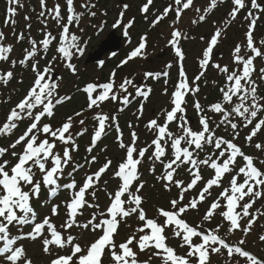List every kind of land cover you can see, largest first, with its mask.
<instances>
[{
  "label": "snow or ice",
  "instance_id": "obj_1",
  "mask_svg": "<svg viewBox=\"0 0 264 264\" xmlns=\"http://www.w3.org/2000/svg\"><path fill=\"white\" fill-rule=\"evenodd\" d=\"M226 2L229 7L220 20L213 22L214 30L198 58V73L190 81L181 43L190 36L179 27L182 15L192 10L195 18L191 24L197 25L206 22L207 17ZM6 5L5 25L11 24L14 29L13 18L23 5L20 0H6ZM39 5L37 21L42 38L31 35V23L26 25L27 35L23 31L12 32L16 43L26 42L20 57L13 58L14 44L5 43V33L0 31V62L9 64L7 70H0V86L7 87L13 80L22 86L23 73H30L27 87L15 101L11 96L0 100L11 105L0 118V137L12 138L6 147H0V158L6 154L12 157L11 160L0 159V264H36L37 257L30 255L21 242L38 240V258L44 264H105V260L107 264H153L154 260L158 264H212L213 255L224 258L225 264H240L241 260L243 264H264V257L246 249L247 238L254 230L259 232V244H264V225L256 227L264 219V95L259 91L264 84V66L257 71L255 65L257 58L264 60V37L258 42L255 37L257 22L264 16V4L258 0H209L206 6L196 7L193 0H169L149 21L153 0H146L139 6V12L150 27H156L174 13L167 45L179 70L171 90L167 70H145L143 82L126 76L119 84L116 72L112 71L105 82H86L77 89L84 94L85 105L66 115L58 126L44 120H52L55 109L70 102L72 97L60 95L63 77L58 74L57 65L79 76V68L73 60L85 56L92 36L82 39L72 29L83 33L82 18L85 15L96 17L97 12L92 9L97 6L92 0L80 5L83 11L76 10L74 0H64L63 6L56 0L52 7L47 6V0H39ZM117 7L119 11L111 28L121 30L125 42L131 43L129 29L134 26L135 17L125 23L130 5L122 3ZM242 11L245 13L244 23L240 25L244 28L243 40L236 43L230 53L232 67L221 65L213 60L214 49ZM30 19L25 16L26 21ZM105 24L106 21L92 26L97 38ZM200 39L205 40V37ZM147 40L146 34L141 35L138 46L116 67L121 68L136 58L147 59ZM53 45L54 54L49 59ZM242 49L246 50V55L242 54ZM117 54L111 51L110 58ZM104 66V60L97 61V68L102 70ZM164 67L171 69L173 63H166ZM209 67L223 77V83L213 80L219 98L205 106L195 97L201 91L199 82ZM17 68L21 69L19 77ZM162 77L161 94L168 98V106L144 123L143 128L151 139L141 146L136 131L138 125L128 122L129 139L125 142L118 114L138 101L134 115L140 121L145 102L153 92L147 81L158 82ZM130 88L133 91H129ZM189 96L193 97L192 107L197 116L195 126L187 116ZM108 104L119 105L115 114L104 110ZM89 119L93 122L92 133L85 148L87 155L80 163L73 153L79 151L78 139L88 133ZM24 121L28 123L22 133L16 135ZM113 128L119 155L114 161L104 146L100 149L104 161L93 170L91 166L98 164V156L92 153ZM220 129L228 133V137L218 135ZM241 131H246L244 145L235 142ZM245 145L253 147L256 155L243 151ZM145 159L151 165L152 174L156 173L157 165L161 167V173L154 175V179L164 192L177 190L168 200V207L155 206L153 217H149L143 207L146 198L142 190L148 182L140 169ZM70 166L71 171L66 173ZM81 170L84 176L78 183L75 174ZM204 170L211 173L207 179ZM181 172L186 178H178ZM109 173L101 189L102 177ZM65 175L68 182L61 183ZM42 187L48 190L50 197L60 191L68 194L62 202L63 216L60 203L51 205L50 215L38 216L32 202L39 199ZM214 189L219 191L214 193ZM101 190L106 197L103 206L97 202V193ZM193 191L196 194L186 198V194ZM201 205L207 207L194 226L184 216L189 212L199 213ZM86 209H91L87 216ZM133 216L137 220L134 228L128 224ZM81 217L84 218L81 220ZM216 217L220 218L219 222L204 227ZM122 225L132 231L117 243L115 237ZM25 228L29 230L24 231ZM77 229L79 231H74ZM237 232L242 235L231 241ZM170 238L178 240V247L185 251L178 253L168 243ZM145 254L147 258L141 259Z\"/></svg>",
  "mask_w": 264,
  "mask_h": 264
},
{
  "label": "rangeland",
  "instance_id": "obj_2",
  "mask_svg": "<svg viewBox=\"0 0 264 264\" xmlns=\"http://www.w3.org/2000/svg\"><path fill=\"white\" fill-rule=\"evenodd\" d=\"M6 1V0H5ZM27 1V0H25ZM38 0H32L33 3H35V13L36 15L33 17V19L35 20V22L37 20V14L40 11V6H37V2ZM56 2V0H47V6L48 7H52L53 4ZM85 0H74V4H75V8H81L80 5L82 3H84ZM144 2H146V0H108V4H107V15L105 16L102 13H99L98 18L95 21H92V26L93 25H99L101 23L100 19H108L107 20V24L105 25L104 31L101 33L100 37L97 38L94 33L92 31L89 30L90 35L89 36H94V38L91 39L87 51L85 53V56L81 59H76L74 61V63L77 64L78 68H79V76H73L70 74V77L67 76L65 77V81L69 82L70 86H68V88L66 90H75L74 88L76 87L78 89L77 85H81V84H85L86 82H91V81H101L103 82V80L105 79V77H107L109 75V71H98L96 70V68L93 66V63H88V64H84V60H90L95 53L99 50V48H101V46L103 45L104 42H106V37L108 36L109 32L111 31V25L114 22V19L117 16V13L119 11V8L117 7V5H121L122 3H128L130 5L129 10L126 12L125 17H124V22L126 23L129 19H131L132 17H138L140 12H139V6L142 5ZM169 2V0H165V2L161 5H158L155 7V11H157L158 9H162L164 6L167 5V3ZM209 2V0H194L193 3L196 7H201V6H205L207 5V3ZM258 2L264 4V0H258ZM25 3V2H24ZM61 5H64V0H60ZM229 7V4L226 2L220 6L217 7L218 12H214L212 14H210L207 19L206 22H202L199 23V25H193L191 24V20L195 18V13L192 10H187L184 14L186 16V20L183 22V24L180 26L182 30L186 31L187 27H190L191 30V34L190 39L188 40H183L182 42L186 43V45L184 47L185 48V61H184V66H185V70L187 73V76L189 78V80L191 81L194 76L198 73V58L201 55V51L202 49L206 46V40L208 38H210V35L213 32V22L214 21H218L220 20L225 12L227 11ZM153 10V9H151ZM24 13H20V18L17 16H15L13 19L16 21L21 20L20 26L23 27V25L25 24V22L27 23V21L25 20V16L28 15L29 13L26 12L25 9H23ZM26 12V13H25ZM26 14V15H25ZM245 13H240L239 14V19L238 21L233 24L226 33V36L221 38V42L219 43V45L217 46L216 49H214V55L213 58L215 59L216 57V52L218 55H221L220 59L219 57L217 58L218 61H220L222 64L229 62V55L232 51V48L235 46L236 43H239L243 40V31L244 28L240 27L241 24L244 23L243 21V16ZM107 17V18H105ZM182 17V18H183ZM263 20V16L261 17V19L258 21V23H260ZM11 24H8L7 26L4 25L2 26L3 32L5 33L7 30L11 29ZM87 24H85L84 26H81L82 28H84V30L87 28L86 27ZM38 28V26H36ZM194 27V28H192ZM147 29V25H143L140 27L139 31L136 33L141 34L143 33L145 30ZM264 29V28H261ZM94 30V28H93ZM20 31H23L22 29H20ZM131 36V34H129ZM88 36V37H89ZM115 38L116 36H121V30H116L115 34H114ZM255 36H256V31H255ZM264 35L262 34V37ZM9 37L11 40H6L5 43H12L14 44V46L17 45V43L15 42V38L12 34H9ZM122 37V36H121ZM158 35L155 34L153 35V38L148 42V49H153L155 47L154 43H157L159 41V39H157ZM201 37H205V40H201ZM168 38V36L166 37ZM124 40V39H123ZM158 40V41H157ZM165 41V39H164ZM164 41H162V43H164ZM228 43H225V42ZM125 42V40H124ZM136 40L131 41V44L129 47H133V45L135 44ZM159 43V42H158ZM129 49V48H127ZM156 51L152 54V55H148L147 59H140L139 61L134 62V64H132V69L130 70V72L132 73H136V78L140 76V73H142L143 71H145V69L147 67L150 68V65H152V63L159 61L160 66H164L163 64L165 63V60H169L170 54L169 53H163L162 50L164 49L163 47L160 48V46H157V48H155ZM218 50V51H217ZM107 52H103L100 57L106 59L107 58ZM157 54V55H156ZM49 59L51 58V55L48 56ZM41 66H43L42 61H41ZM173 69V67L170 69V71ZM64 70V69H63ZM62 72V71H61ZM210 73V75H209ZM212 74V76H211ZM176 75V74H175ZM173 76L172 79L169 78V89L171 90V86L176 82L177 77H178V73L176 76ZM216 72L214 71H210L208 69L206 76L203 77L201 79V81L199 82L201 85H203L201 88L204 91H207L208 86L210 85V83H212L211 81L214 80V76H216ZM118 80V79H117ZM203 81V83H202ZM205 81H207V83H205ZM174 82V83H172ZM119 83V82H117ZM62 84V83H61ZM164 87V82L162 83L161 86H157L153 89V94L151 96V98L147 101L148 106L145 108L146 110H144V114H143V119L140 120L139 122L136 120V117L134 115V113L136 112V107H132L130 106V108H128L124 113H122L124 121L126 122V120H128V122H132L134 125H139L136 127L137 130L143 132L144 135H140V141H142L140 144L141 146L143 145V143L146 140H150L151 136L144 130L143 125L146 121H148L149 119L153 118L155 115H157L160 111L161 108L163 107H167L168 106V98L164 95H162V88ZM65 93V92H64ZM198 99H201V94L199 93L197 95ZM76 102H75V107L73 106H65L64 109L62 110L63 115L66 117V115L72 114L74 111L76 110H80V108L82 106L85 105V101L83 100V98H81L79 96L78 93L74 94V98H73ZM119 107V105H118ZM67 108V109H66ZM189 116L191 117L192 114L189 112ZM89 122V120L87 121V123ZM128 124V123H127ZM123 130L125 132V135H127V137H129V129L126 128V125H123ZM136 130V131H137ZM246 135V131H241V135L240 137L235 141L237 144H241L244 145V136ZM114 137L115 136H110V137H105V142L104 145L107 146L108 149V156L113 158L115 161V158L119 155L118 151H117V147L116 144L114 143ZM127 142V140L125 141ZM80 147L81 148H85V143L82 142L80 143ZM102 147V146H101ZM243 151H245L248 154H253L256 155V150L253 147H248L247 145H245L243 147ZM145 161H147L145 164L143 163L142 166H146L149 161L147 159H145ZM141 166V167H142ZM258 167H260L259 164H257ZM81 172V171H79ZM109 174L105 175V178H103V180H107L109 179ZM210 173L206 174V179L210 177ZM151 179V178H150ZM152 183H154L152 186L150 185V183H147L146 188H144L143 191V196L146 198V203L143 205V207L145 208L147 214L149 215V217H153L154 213H155V206H162V207H168V200L170 198H172L173 196L176 195V192H172V193H167L164 192L163 189L160 187V184H155V182L152 180ZM225 183H227V180H225ZM104 187V185L102 186ZM219 191L218 189H216L214 191L217 192ZM195 191L191 192V193H187L186 194V198H190L192 195H195ZM62 197V196H61ZM59 197V198H61ZM106 197L104 196L101 200H99V203L102 205L105 203ZM52 204L49 205V207H51ZM257 207H259L260 205H256ZM207 207V205H201L200 206V211L199 213L196 212H189L184 216V219H186L190 224L192 225H196L197 223L200 222V217L203 215V212L205 210V208ZM48 214V213H47ZM60 215L63 216L64 214L60 212ZM55 219V220H54ZM53 220L55 222L59 223V220L57 218H53ZM218 219L215 218V220L213 221L214 223H217ZM260 225H264V219H261L258 224H257V228H259ZM74 231H79L74 230ZM238 235H242V234H238L235 233L233 237H236L235 240L240 237ZM259 235V232H256L254 230L253 234H251L248 238H247V249L251 250L252 252L256 253L259 256L264 257V244H259L257 237ZM238 236V237H237ZM232 237V238H233ZM86 238H90V237H86ZM232 241V240H231ZM83 243V242H82ZM168 243L170 244V246L175 247L177 249V252L180 253L181 252V248L178 247L179 245V241L176 239H169ZM29 249V254L30 255H34L35 257H37L36 259V264H44V261L40 260L38 257L40 255L39 253V249H40V245L36 244V243H32L28 245ZM47 258L45 257V260ZM241 264H243V261L241 260L240 262ZM224 264V263H222Z\"/></svg>",
  "mask_w": 264,
  "mask_h": 264
},
{
  "label": "trees",
  "instance_id": "obj_3",
  "mask_svg": "<svg viewBox=\"0 0 264 264\" xmlns=\"http://www.w3.org/2000/svg\"><path fill=\"white\" fill-rule=\"evenodd\" d=\"M92 2L93 3H95L96 4V8L95 9H92L93 11H96L97 12V16L96 17H91V16H88V15H85L83 18H82V21H87L88 23H87V28L84 30V32L83 33H78V35H81L82 36V39H87V37L90 35V32H89V30L90 31H92L93 33L95 32V29L93 30V27H92V21H95L96 22V19L98 18V16H99V10L102 8V10L101 11H104V13L105 12H107V9H106V5H107V0H92ZM32 0H28V11H29V13H32L31 12V10H32ZM4 10V11H3ZM5 13V6H3L1 3H0V22H2V17H3V12ZM81 11H83V9L81 10ZM89 21H88V20ZM173 18H168L167 19V22L169 23V25L171 24V20H172ZM137 23H138V25L139 24H141V23H143V20H142V18H138L136 21H135V24H134V28L133 29H135L136 28V26H137ZM263 25H264V23H262ZM18 27V26H17ZM16 27V30L17 31H19V29ZM159 28V26L157 25L156 27H153V28H150L149 29V32H148V35H151L152 34V31H155V30H157ZM23 30V32H25V34L27 35V33L29 32V29L28 28H23L22 29ZM33 26H32V28H31V30H30V32H31V35L33 36V37H35V38H38V35H36L35 36V32L33 33ZM92 38H94V36L92 37ZM159 39V38H158ZM160 40H161V37H160ZM26 46V42H24V43H18L17 44V49L14 51V53L16 54V56L17 57H20L21 56V51H22V49H23V47H25ZM160 48H162V47H160ZM150 51H147V53H149ZM50 53V52H49ZM123 54H124V52L122 51V53L121 54H119L117 57H115V58H113V59H106L105 60V66L103 67L104 69H106V68H110V67H113V66H115L116 65V63H117V61L120 59V57H123ZM16 57V58H17ZM157 62H159V61H157ZM155 65V63H152V65H150V69L152 68L153 69V67L155 68V67H157V66H154ZM131 67V68H130ZM129 67V69H126V71L128 72L129 71V73H130V70L133 68L132 66H130ZM149 67H147L146 69H148ZM0 70H4V68H2V69H0ZM17 74H18V77H19V75L21 74V69H19V68H17ZM133 72V71H132ZM23 79H24V81H25V83H24V86L26 85V82H27V80L28 79H30V73H27V72H24L23 73ZM29 81V80H28ZM21 89H22V86L21 85H18L17 84V82L15 81V80H13L7 87H3V86H0V100H2V99H6L7 97H9V96H11L12 97V100L14 101L15 99H16V97L19 95V93H20V91H21ZM67 88H66V86H64V87H62L61 88V91H65ZM215 94V93H214ZM74 105V107H75V101L73 100L72 102H71V104H70V106H73ZM9 106H11L10 104H3V103H0V118L2 117V116H4L5 115V111L9 108ZM77 111V110H76ZM0 141H2V139H0ZM0 146H2V145H0ZM3 158V157H2ZM80 161V160H79ZM41 195H43L44 194V192H43V188H42V190H41Z\"/></svg>",
  "mask_w": 264,
  "mask_h": 264
},
{
  "label": "water",
  "instance_id": "obj_4",
  "mask_svg": "<svg viewBox=\"0 0 264 264\" xmlns=\"http://www.w3.org/2000/svg\"><path fill=\"white\" fill-rule=\"evenodd\" d=\"M113 35V34H112ZM109 36L106 40V42L103 43V47L102 50H100L99 52H97L88 62H95L97 60L100 59V55L101 53L105 52V51H117L118 50V40L115 39L113 36Z\"/></svg>",
  "mask_w": 264,
  "mask_h": 264
}]
</instances>
